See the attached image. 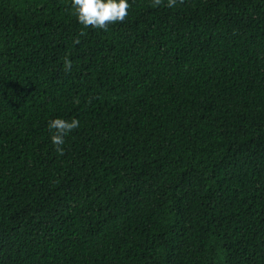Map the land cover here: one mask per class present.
<instances>
[{"label": "trees", "instance_id": "obj_1", "mask_svg": "<svg viewBox=\"0 0 264 264\" xmlns=\"http://www.w3.org/2000/svg\"><path fill=\"white\" fill-rule=\"evenodd\" d=\"M129 4L0 0V264H264V0Z\"/></svg>", "mask_w": 264, "mask_h": 264}, {"label": "clouds", "instance_id": "obj_2", "mask_svg": "<svg viewBox=\"0 0 264 264\" xmlns=\"http://www.w3.org/2000/svg\"><path fill=\"white\" fill-rule=\"evenodd\" d=\"M162 0H153L157 6ZM167 6L172 7L176 0H166ZM130 7L129 0H71V8L77 21L87 27L92 26L107 29L109 24L123 20L128 15ZM65 69L71 68V61L64 60ZM80 121L77 117L63 118L60 116L50 118L47 128L50 130V141L58 152H63L62 145L65 137L73 129L79 127Z\"/></svg>", "mask_w": 264, "mask_h": 264}]
</instances>
